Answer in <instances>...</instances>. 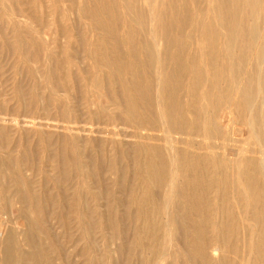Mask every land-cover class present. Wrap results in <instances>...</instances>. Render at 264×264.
<instances>
[{"label":"bare ground","instance_id":"1","mask_svg":"<svg viewBox=\"0 0 264 264\" xmlns=\"http://www.w3.org/2000/svg\"><path fill=\"white\" fill-rule=\"evenodd\" d=\"M2 54L0 264H52L49 217L84 264H264V0H0Z\"/></svg>","mask_w":264,"mask_h":264},{"label":"rangeland","instance_id":"2","mask_svg":"<svg viewBox=\"0 0 264 264\" xmlns=\"http://www.w3.org/2000/svg\"><path fill=\"white\" fill-rule=\"evenodd\" d=\"M49 18H50V16L48 15V20L47 21H51L52 20V19H49ZM45 19H46V16H45ZM6 36L7 37L9 36L8 33L6 34ZM58 41L61 42V44H62V42H64V39L59 37ZM86 64L87 63L84 62L82 64V67L85 68ZM18 65L19 64L15 63L11 58L5 57V55H3V54L0 55V93L4 94L5 97L8 98V100L11 99V101L10 100L9 101L12 102V103H13V100L10 97V92L11 91H10V87L9 86H11L14 82L15 83L17 82V84L19 83L18 85L20 87H22L25 90H27V88L32 83H34V81L29 80L30 78L28 79V77H25V75L23 74V73H25L24 69H23V71L21 70V73H20L21 75H18L16 77V79H14V75L11 74L12 69H10V68L13 67V66H18ZM31 66H34V65H31ZM2 67H3V69H1ZM47 93H48L47 91L44 92L43 93L44 96H46ZM76 98L78 100V104H77L78 106H77L76 112L79 113V114H82V113L85 112L86 108H85L84 105L80 104V98L79 97H76ZM24 100L27 101L28 98L26 97V98H24ZM10 108H12L10 113L11 114L12 113L15 114L16 118L19 115L21 116V118H22V116H26V115L29 116V114L25 113L24 111L23 112L22 111H18V110L15 111L14 110L15 108L11 107V105H10ZM42 109H38V112H37L38 115L36 114V116H38V117L41 116V117H45L46 118L47 116H53L54 115V112H52L53 110H49L51 113H49V112L46 113L44 110L42 111ZM16 112H17V114H16ZM22 113H24L25 115H23ZM17 120L19 121V119H17ZM25 123L23 125L24 129H37L38 128L37 124L39 123V121H37V119H34V118H25ZM229 123H230V121L228 122V125H229ZM19 124H22V123H20V122L19 123H11V126H9L10 124H4V125L9 127V128H11V129H18L19 128ZM10 137L12 138L13 136H10ZM121 139L122 138H119V140H121ZM127 143H130V140L127 141ZM33 162H34V164L36 166L43 168V171H42L41 174L40 173H32V172L31 173H29V172L26 173V176L31 178L34 182L37 183V181H39L41 176L51 177V176L54 175V172L50 171L51 170V166L49 165V163L45 162L39 156L35 157L33 159ZM99 174H100L99 178H101V180H104V181L108 182L107 186L109 187L110 186L109 183L114 180L113 176L110 175V173H108V172L104 173V171L103 172H99ZM48 190L51 193H55L54 189H51L50 186H49ZM157 193H159V192H157ZM8 208L12 209L13 213H15V212H17L18 205L12 203L10 205V207H8ZM98 210L102 211L103 208L101 207V209H98ZM45 226L48 228V231L51 233V235L54 236V241H56V243H58V246L60 245V247H61L60 254H58V255L55 254V253L51 254V256H52V264H84V258L80 257L78 255V253L81 251L82 243H79V245H77V246H75V244H74V242L80 238V232H79V230L76 229L75 223L73 221H69L68 224L63 225L62 222L60 223L55 218L49 217V218L46 219V225ZM129 226H130V222L122 221L121 223H119V230H121L122 233L126 234L125 235L126 239H128L127 237H130L129 233L127 232V231H129L128 230ZM92 239L95 241V245L96 246L93 248L91 256H92V259H95L102 252V250H101L102 235H101V232L99 230V227L96 224H95V227H94V230H93ZM180 240L181 239H178L177 241L180 242L179 244L181 245V241ZM175 242L176 241H174V244L175 245L177 244L176 246H179L178 243H175ZM117 245L118 244H115L114 246L111 245L110 247L112 249H114V247H117ZM180 249H181V247H180ZM181 252H182V250H181ZM124 255L126 257H128L126 254H120V255L116 254L115 258H114V256H111V257H113V259L115 261L112 264H127V263L128 264H138V262L135 261L134 258H131V260L128 259V258L124 259L125 258ZM180 256H182V255H180ZM180 256H179V258H182V259L181 260L179 259L180 261H179L178 264H188V262L187 263L185 262L184 257L183 256L180 257ZM227 256L229 258L233 257L231 254H227ZM129 260H130V262H129ZM124 261H126L127 263H124ZM92 264H107V263H106L105 260H101L99 262H97L95 260ZM157 264H166V261H159Z\"/></svg>","mask_w":264,"mask_h":264}]
</instances>
